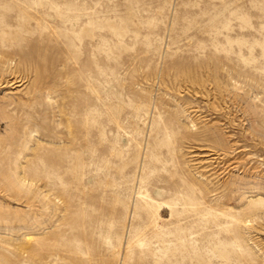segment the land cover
Listing matches in <instances>:
<instances>
[{
  "label": "rangeland",
  "instance_id": "1",
  "mask_svg": "<svg viewBox=\"0 0 264 264\" xmlns=\"http://www.w3.org/2000/svg\"><path fill=\"white\" fill-rule=\"evenodd\" d=\"M0 264H264V0H0Z\"/></svg>",
  "mask_w": 264,
  "mask_h": 264
}]
</instances>
